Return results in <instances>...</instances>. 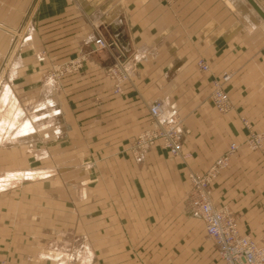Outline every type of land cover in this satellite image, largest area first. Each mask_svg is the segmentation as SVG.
I'll return each instance as SVG.
<instances>
[{
	"label": "crops",
	"instance_id": "1",
	"mask_svg": "<svg viewBox=\"0 0 264 264\" xmlns=\"http://www.w3.org/2000/svg\"><path fill=\"white\" fill-rule=\"evenodd\" d=\"M0 43V261L222 264L190 208L187 175L230 143L211 200L264 244V134L260 150L243 143V120L264 132V18L246 0H0ZM80 56L53 89L51 66ZM115 61L128 72L116 93L106 72ZM223 72L225 113L210 100ZM154 100L182 120L181 152L156 144L136 162L130 146L151 127Z\"/></svg>",
	"mask_w": 264,
	"mask_h": 264
},
{
	"label": "built area",
	"instance_id": "2",
	"mask_svg": "<svg viewBox=\"0 0 264 264\" xmlns=\"http://www.w3.org/2000/svg\"><path fill=\"white\" fill-rule=\"evenodd\" d=\"M94 44L96 49H102L108 45L101 37L96 38ZM83 60L84 56H80L49 70L47 77L53 89H58L60 79L65 74L80 68ZM197 66L202 71L209 70V66L202 60L197 61ZM106 72L113 80V91L118 92L121 83L128 77L126 68L115 61L106 68ZM229 76V73L223 72L211 81L210 100L215 109L221 113L227 112L230 108L229 97L224 89V83L228 81ZM148 109L151 127L141 131L132 142L130 152L133 159L136 162L141 161L147 151L156 144L172 156L180 155L184 136L182 120L178 117H167L160 100H154ZM243 124L248 128L244 143L250 150L258 149L262 145L263 134L252 132L244 120ZM237 147L235 143L229 144L228 148L206 170L188 173L189 204L192 212L202 220L206 235L213 242L222 264H264V244L257 243L247 234H241L235 216L227 208H218L214 205L208 188L217 173L228 164ZM0 264L9 263L0 261Z\"/></svg>",
	"mask_w": 264,
	"mask_h": 264
},
{
	"label": "rangeland",
	"instance_id": "3",
	"mask_svg": "<svg viewBox=\"0 0 264 264\" xmlns=\"http://www.w3.org/2000/svg\"><path fill=\"white\" fill-rule=\"evenodd\" d=\"M161 1H164V2H166L165 0H161ZM173 1V0H172ZM172 1H170V2H172ZM170 2H166V3H170ZM28 13L29 12H26V14L28 15ZM25 28H26V26H25ZM21 29V27L20 28H18V30L15 28L14 29V31H13V34H14V42H13V45H16V44H18L19 43V41H20V39H22L23 38V36H22V31L20 30ZM27 30H32L33 28H32V26H28L27 28H26ZM0 45H1V43H0ZM70 60H68V61H66V62H64V63H62V64H66L67 62H69ZM58 64H53L52 66H51V68L49 69V70H51L54 66H57ZM59 65H61V64H59ZM49 72V71H48ZM48 72H47V74H48ZM47 74H46V77H47ZM66 75V74H65ZM47 79H48V77H47ZM49 80V79H48ZM51 82V81H50ZM5 111L6 110H4L3 111V116H2V119L4 120L5 119V117L7 116V115H5ZM12 111H13V109L12 108H9V110H8V112H9V114H11L12 113ZM22 115V111L20 110V109H17L16 110V113H15V115H14V119H13V122H12V124H14L15 122H17L19 119L18 118H20V116ZM5 122H6V120L5 121H3L2 123H0L1 125H0V128L1 129H5ZM244 125V124H243ZM249 125V128H250V130L252 131V132H254V133H257V134H264V132L263 131H255L254 129H252L251 128V125L250 124H248ZM245 126V125H244ZM245 128H246V130L248 131V128L245 126ZM21 130H20V132H25V131H27V130H29V129H31V123L29 122V120L28 119H26V121L23 123V125H22V127L20 128ZM246 134H247V132H246ZM2 135H4V134H2ZM1 136V135H0ZM244 139H245V137H244ZM12 140V142H13V139H9L8 138V136L6 137V139H5V141H4V143H9L10 141ZM16 141H17V139H15ZM243 143H244V140H243ZM231 144V143H230ZM244 145L246 146V144L244 143ZM262 146V145H261ZM261 146L258 148V149H255V150H260L261 149ZM247 147V146H246ZM248 148V147H247ZM249 149V148H248ZM229 164V163H228ZM228 164L224 167V168H226L227 166H228ZM223 168V169H224ZM223 169H221L220 171H222ZM230 211V210H229ZM231 212V211H230ZM232 213V212H231ZM233 214V213H232ZM234 215V214H233ZM208 238V237H207ZM207 242H208V240H207ZM213 251H214V253H216V249H215V246H213ZM205 264H208V262L206 261V263Z\"/></svg>",
	"mask_w": 264,
	"mask_h": 264
},
{
	"label": "water",
	"instance_id": "4",
	"mask_svg": "<svg viewBox=\"0 0 264 264\" xmlns=\"http://www.w3.org/2000/svg\"><path fill=\"white\" fill-rule=\"evenodd\" d=\"M251 7L261 16L264 18V12L262 9L258 6L257 2L261 3V7L264 10V0H246Z\"/></svg>",
	"mask_w": 264,
	"mask_h": 264
}]
</instances>
